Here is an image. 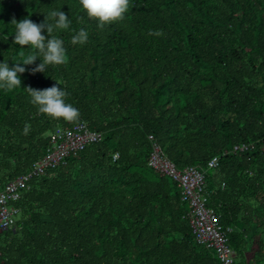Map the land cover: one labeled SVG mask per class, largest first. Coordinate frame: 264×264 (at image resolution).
I'll list each match as a JSON object with an SVG mask.
<instances>
[{
	"label": "trees",
	"instance_id": "16d2710c",
	"mask_svg": "<svg viewBox=\"0 0 264 264\" xmlns=\"http://www.w3.org/2000/svg\"><path fill=\"white\" fill-rule=\"evenodd\" d=\"M53 8L72 20L57 34L68 60L33 74L37 60L21 88L0 92V188L57 129L84 122L102 140L30 181L16 230L0 232V264H220L195 242L178 185L149 166L150 136L178 170L205 174L234 264H264V0H129L125 19L103 28L78 0H0V62L26 51L12 45V21L42 23ZM81 28L88 42L73 45ZM54 85L76 120L31 104L26 88Z\"/></svg>",
	"mask_w": 264,
	"mask_h": 264
},
{
	"label": "built area",
	"instance_id": "2783aa9c",
	"mask_svg": "<svg viewBox=\"0 0 264 264\" xmlns=\"http://www.w3.org/2000/svg\"><path fill=\"white\" fill-rule=\"evenodd\" d=\"M149 139L152 150L148 164L156 172L171 178L180 188L182 202L191 208L189 223L195 242L214 251L221 264H234V252L229 246L232 228L222 226L220 216L208 207L205 174L194 167L178 170L163 154L154 137L150 136ZM101 140L102 136L90 131L84 122L75 124L71 129H57L50 137V146L45 155L32 166L30 171L0 188V232L16 230L14 222L21 213L18 203L33 178L66 165L69 158L77 156L89 145L99 143ZM247 150L248 147L245 145L234 147L235 152ZM226 154L227 152L223 155ZM117 158L118 154L114 155L113 160ZM220 158V156L213 157L207 164L208 169H217Z\"/></svg>",
	"mask_w": 264,
	"mask_h": 264
},
{
	"label": "clouds",
	"instance_id": "9594fccd",
	"mask_svg": "<svg viewBox=\"0 0 264 264\" xmlns=\"http://www.w3.org/2000/svg\"><path fill=\"white\" fill-rule=\"evenodd\" d=\"M78 7L89 19L94 20L99 28H103L125 19L129 10V0H78ZM43 14L45 20L42 23H36L29 18L19 22L12 21L14 22L12 45L26 46V51L20 53L12 66L5 60L0 62V92L10 93L21 88L20 74L26 71L25 66L34 65L37 60L40 63L30 70L33 74L46 73L50 67L67 62L64 41L57 34L62 31H72V20L60 8H53ZM45 31L47 36L42 34ZM153 34L161 35L160 32ZM88 39L89 32L81 28L72 36L71 43L83 46ZM26 89L31 104L40 113L65 121H74L78 118V110L66 102L68 93L63 88L54 85L44 90ZM24 131L28 132L27 126Z\"/></svg>",
	"mask_w": 264,
	"mask_h": 264
},
{
	"label": "rangeland",
	"instance_id": "374dc122",
	"mask_svg": "<svg viewBox=\"0 0 264 264\" xmlns=\"http://www.w3.org/2000/svg\"><path fill=\"white\" fill-rule=\"evenodd\" d=\"M90 146V145H89ZM165 177H167V176H165ZM167 178H169V177H167ZM171 181H173L171 178H169ZM174 182V181H173ZM184 203V202H183ZM190 213H191V208H190V212L188 213V219H189V215H190ZM251 250H255V245L254 244H252V247H250V251ZM215 253V252H214ZM216 254V253H215ZM216 256H217V254H216ZM218 258V257H217ZM233 260H234V262H235V256L233 255ZM221 264V263H220Z\"/></svg>",
	"mask_w": 264,
	"mask_h": 264
},
{
	"label": "crops",
	"instance_id": "0c3cea01",
	"mask_svg": "<svg viewBox=\"0 0 264 264\" xmlns=\"http://www.w3.org/2000/svg\"><path fill=\"white\" fill-rule=\"evenodd\" d=\"M248 252H249V254H251V253H250V250H249V247H248Z\"/></svg>",
	"mask_w": 264,
	"mask_h": 264
}]
</instances>
